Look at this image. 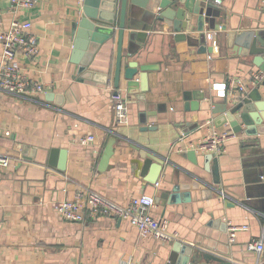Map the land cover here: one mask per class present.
<instances>
[{
	"label": "crops",
	"instance_id": "0c3cea01",
	"mask_svg": "<svg viewBox=\"0 0 264 264\" xmlns=\"http://www.w3.org/2000/svg\"><path fill=\"white\" fill-rule=\"evenodd\" d=\"M10 5L11 0H0L6 26L11 19L7 13ZM83 5L84 0H38L34 8L19 13L22 20L33 23L31 34L39 46L36 56H19L21 67L43 91L15 95L0 90V150L11 159L8 167L0 169V264L169 262L173 242L143 237L128 220L103 216L77 223L62 219L55 203L74 199L79 190L97 191L120 204L149 195L156 202L152 215L166 219L169 229L178 233L177 240L203 241V249L223 256L230 264H264V251L259 254L249 249L253 240L264 242V177L260 175L264 135L255 145L243 146L246 135L235 133L229 123L217 127L214 106L193 95L205 92L217 106L226 99L233 104L241 93L223 97L213 84L230 78L249 84L254 72H262L253 57L236 53L227 37L234 23L240 24V31L261 22L255 19L260 0H224L217 5L223 10L215 22L218 30L205 24L211 35L208 43L218 45L211 53H199V47L187 40L177 41L172 24L156 21L142 48L127 59L150 67L144 99L138 98L143 94L139 87L128 90L124 67L119 87H115L117 38L100 47L87 72L79 70L74 24L81 18ZM124 49H128L127 35ZM255 86L249 84L246 93ZM115 90L127 98L128 124L115 122L110 97ZM187 94L192 100L189 109ZM149 126L156 128L143 129ZM214 127L232 135L226 151L218 155L219 185L202 167L205 153L196 151L198 163L190 159V145ZM90 134L95 140L81 144V138ZM139 147L165 156L174 168L163 169L156 182L147 181L134 162L139 159ZM254 147L263 152H252ZM196 177L207 185L198 184ZM178 180L182 185L192 184L190 202L172 203ZM223 223L228 225V234L231 226L240 227L228 246ZM208 243L214 248L207 247Z\"/></svg>",
	"mask_w": 264,
	"mask_h": 264
},
{
	"label": "water",
	"instance_id": "95a60500",
	"mask_svg": "<svg viewBox=\"0 0 264 264\" xmlns=\"http://www.w3.org/2000/svg\"><path fill=\"white\" fill-rule=\"evenodd\" d=\"M171 5H174L173 8ZM159 9L162 11L158 12ZM222 12L220 6L206 0H179V2L173 0H84L81 18L74 24V54L80 58L79 70L87 72L95 53L100 47L110 39L117 38L115 87H119L124 67V78L129 82L128 90L132 91L134 88L139 87L143 94H140L138 98L144 99V93L148 90V70L150 67L138 65L127 59L133 57L142 48L154 29L155 22L166 21L168 24H172L177 41L187 40L189 45L199 47V53H211L214 49L208 43L209 34L205 31V24L207 23L210 29L218 30L215 22L218 17L222 16ZM173 14L174 16L171 17ZM256 14L259 17L255 19L261 20L259 24L242 28L239 31L240 24L234 23L232 24V31L227 33V37L229 46L236 53L253 57V62L264 74V9H259ZM194 20H196L195 23H192ZM183 31L197 32L198 35L196 37L192 34L182 33ZM126 35L128 37V49L125 50L124 40ZM138 74L139 78L135 79ZM255 85L249 93L240 95L233 104H230L226 99L222 105L217 106V103L213 102V98L205 97V92H194L193 95L195 99L204 100L214 106L211 110L213 114H218L215 118L217 127L229 123L235 133L246 135L247 139H242L243 146L251 147L259 140V136L264 135V77ZM187 95L185 96L186 109H189L192 100L190 95ZM243 126L245 127L243 128ZM146 128L153 129L156 127L149 126L143 129ZM246 140L253 142L249 143L247 141V143ZM138 149L139 159H135L134 162L138 164L140 174L147 181L156 182L163 169L167 172L168 169L174 168L171 161L165 156L156 155L142 147ZM250 150L256 153L263 152L259 147ZM190 153L192 155L190 159L194 163H198L196 151L193 150ZM54 155L55 150L51 153V160ZM202 157V167L212 174V182L219 185L221 183L219 157L212 153L204 154ZM60 166L62 168L65 166V155ZM188 174L193 176L190 172ZM260 175L264 177V169L261 170ZM196 179L198 184L207 185L202 179L200 180L198 177ZM192 182L197 186V183ZM180 184L178 180L173 187L172 203L190 202L192 199L190 191L192 184ZM181 191L186 192L185 195H180ZM245 196L249 198L248 194ZM221 229L227 234L225 241L226 246H228L227 223H223ZM202 243L203 241L200 240L193 244L175 240L167 264H210L212 262L230 264L223 256L203 249L200 245ZM207 247L214 248L210 243L207 244ZM224 253L227 254L228 252Z\"/></svg>",
	"mask_w": 264,
	"mask_h": 264
},
{
	"label": "built area",
	"instance_id": "2783aa9c",
	"mask_svg": "<svg viewBox=\"0 0 264 264\" xmlns=\"http://www.w3.org/2000/svg\"><path fill=\"white\" fill-rule=\"evenodd\" d=\"M216 5H222L224 0H206ZM38 0H11L7 11L11 15L8 26L4 23L3 14L0 13V90L15 94L27 95L43 91V86L31 79L21 67L19 56L33 57L39 53V46L31 34L33 23L22 20L19 13L34 8ZM260 7L264 9V0H260ZM211 38V35L209 34ZM213 48L218 50L215 41ZM264 77L263 72H254L249 84H256ZM249 84L240 78H230L228 81L213 84L218 95L226 97L243 95L247 92ZM115 122L118 125L129 123V107L125 94L121 90L111 91ZM229 131H220L215 127L198 143L190 147L200 153L221 155L226 151L227 141L231 137ZM95 140L94 135L81 138V144L86 145ZM10 156L0 150V169L10 165ZM156 206L154 197L142 195L133 197L128 204H120L115 200L93 190H79L74 199L60 200L55 203V210L62 219L70 222L86 223L90 218L112 217L128 220L136 226L143 237H152L163 242H174L178 233L169 229L168 221L164 218H155L151 211ZM240 227L231 226L229 241H234L236 231ZM243 228H247L244 226ZM249 249L261 254L264 251L263 239L253 240Z\"/></svg>",
	"mask_w": 264,
	"mask_h": 264
}]
</instances>
